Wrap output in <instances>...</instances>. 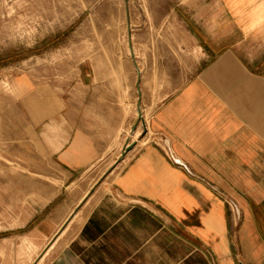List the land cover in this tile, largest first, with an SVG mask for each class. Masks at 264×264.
Returning <instances> with one entry per match:
<instances>
[{
  "label": "crops",
  "instance_id": "0c3cea01",
  "mask_svg": "<svg viewBox=\"0 0 264 264\" xmlns=\"http://www.w3.org/2000/svg\"><path fill=\"white\" fill-rule=\"evenodd\" d=\"M172 14L182 57L134 48L142 121L77 124L71 102L57 216L43 204L0 229V264H264V0H190ZM133 68L111 95L109 77L80 71L86 95L71 100L119 107L131 86L137 100Z\"/></svg>",
  "mask_w": 264,
  "mask_h": 264
},
{
  "label": "rangeland",
  "instance_id": "374dc122",
  "mask_svg": "<svg viewBox=\"0 0 264 264\" xmlns=\"http://www.w3.org/2000/svg\"><path fill=\"white\" fill-rule=\"evenodd\" d=\"M189 1L0 0V229L21 225L43 204L42 210L57 216V192L63 183L57 149L67 135L71 102L79 111L77 124L126 119L128 126L137 117L134 86L130 99L127 87L125 104L120 101L119 107L91 98L72 101L76 93L86 95L75 86L80 71L109 77L105 92H117L118 76L135 75L128 32L140 57L146 46L175 49L188 43L172 13ZM181 51L176 55L182 57ZM177 86L171 84L170 90ZM127 128L129 136L139 137ZM120 133L100 132L106 138L99 140L114 141Z\"/></svg>",
  "mask_w": 264,
  "mask_h": 264
},
{
  "label": "water",
  "instance_id": "95a60500",
  "mask_svg": "<svg viewBox=\"0 0 264 264\" xmlns=\"http://www.w3.org/2000/svg\"><path fill=\"white\" fill-rule=\"evenodd\" d=\"M128 18V16H127ZM128 29H129V25H128ZM128 47H129V51H130V56L132 58V62L137 70V79H136V82H135V86H136V90H137V100H136V108H137V119H136V122L131 126V130H135L136 126H137V123L139 120L142 121V112H141V107H140V101H141V90H140V87H139V77H140V70L139 68L137 67L136 65V62H135V57H134V52H133V48H132V45H131V34L128 32ZM143 123V122H142ZM133 144H128V142L126 143L125 147L122 149L120 155L118 156V158L116 159L115 163L102 175V177L99 179L98 183L115 167V165L120 162L124 155L126 154V152L128 150H130L132 148ZM94 189V187H92L90 189V192ZM77 210V208L74 209L73 212H75ZM71 218V215L66 219V221L63 223V225L61 226L60 228V231L64 228V226L67 224V222L70 220ZM59 231V232H60ZM55 238V237H54ZM54 240V239H53Z\"/></svg>",
  "mask_w": 264,
  "mask_h": 264
},
{
  "label": "bare ground",
  "instance_id": "6f19581e",
  "mask_svg": "<svg viewBox=\"0 0 264 264\" xmlns=\"http://www.w3.org/2000/svg\"><path fill=\"white\" fill-rule=\"evenodd\" d=\"M133 52H134V55H135V51L133 50ZM165 257V256H164Z\"/></svg>",
  "mask_w": 264,
  "mask_h": 264
}]
</instances>
